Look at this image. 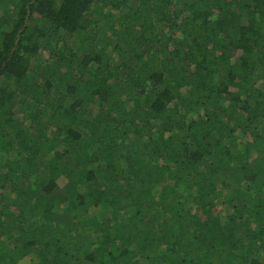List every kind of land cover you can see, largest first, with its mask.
Listing matches in <instances>:
<instances>
[{
    "label": "trees",
    "instance_id": "16d2710c",
    "mask_svg": "<svg viewBox=\"0 0 264 264\" xmlns=\"http://www.w3.org/2000/svg\"><path fill=\"white\" fill-rule=\"evenodd\" d=\"M0 118V264H264V0H0Z\"/></svg>",
    "mask_w": 264,
    "mask_h": 264
},
{
    "label": "rangeland",
    "instance_id": "374dc122",
    "mask_svg": "<svg viewBox=\"0 0 264 264\" xmlns=\"http://www.w3.org/2000/svg\"><path fill=\"white\" fill-rule=\"evenodd\" d=\"M97 14H98V11L96 10V8H94V5L91 7V10H90V16H91V18L92 19H96V16H97ZM73 41V40H72ZM79 43H80V39H76V40H74L73 41V44H72V46L75 48V49H78L79 48ZM45 67V65H43L42 66V69ZM45 69V68H44ZM81 74H78V76H80ZM98 111H100V109L98 108V107H95L94 108V112H98ZM2 122V119L0 118V123ZM6 129H8V130H10V132H12L11 131V129L9 128V127H7ZM43 130V126H42V124H40L39 122H36L35 124H34V126H33V129H32V131H33V133L34 134H37V133H39V132H41ZM0 139H2V144L1 145H3V144H6V145H9L10 143H13L14 142V140H12L11 138H10V135L8 134V132L6 131V130H3L2 128H1V130H0ZM10 157V154H8L7 152H5V153H3V155L2 156H0V163L1 162H3L6 158H9ZM25 182H23V180L20 182V187L21 188H24L25 187V185H26V180H24Z\"/></svg>",
    "mask_w": 264,
    "mask_h": 264
}]
</instances>
